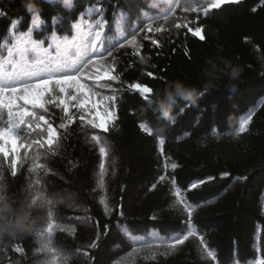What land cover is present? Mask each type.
<instances>
[{"label": "trees", "instance_id": "obj_1", "mask_svg": "<svg viewBox=\"0 0 264 264\" xmlns=\"http://www.w3.org/2000/svg\"><path fill=\"white\" fill-rule=\"evenodd\" d=\"M29 2L36 13L28 11ZM198 3L197 11H185L179 3L167 20L157 15L141 23L134 43L129 42L128 32L121 41L124 46L118 44L112 56L102 60L117 79L90 88L101 98H116V118L107 132L81 124L76 102L69 106L73 119L68 121L60 99H48L47 112L39 108L34 112L56 128L58 155L45 152L46 143L45 149L35 144L21 147L17 158L27 152L28 160L18 165L13 177L9 166L15 155L0 153V182L6 193L18 202L37 199L31 217L36 234L0 241V264H257L264 260V0H234L219 9L208 7L207 12L208 2ZM125 7V0H72L70 6L62 0H0L4 14L0 62L11 71L10 50L24 36L40 45L29 63L46 54L55 57L57 49L76 60L80 53H71L78 29L89 33L90 27L106 20L105 30L111 36ZM35 14L43 20L39 27L32 24ZM13 20L18 23L13 25ZM148 23L151 30L144 27ZM197 29L201 35L193 34ZM11 58L19 61L14 51ZM218 58L242 69L234 90L226 86L227 77L213 88L206 85L202 69L207 60ZM176 79L196 88L201 98L196 105L181 101L175 111L183 115L174 124L147 110L139 90L130 87L137 83L151 87L153 92L146 94L150 97ZM108 104L112 107L113 102ZM90 118L91 114L86 116ZM62 122L68 127L60 128ZM93 135L100 141H93ZM46 139V132H33L24 143ZM37 154L35 163L45 168L31 171ZM197 181L204 183L193 189L191 184ZM65 190L74 197H65ZM48 223L53 224L52 251H41L38 241L42 231L47 235ZM184 236L188 239L175 244L177 237ZM93 243L95 247L90 246Z\"/></svg>", "mask_w": 264, "mask_h": 264}, {"label": "snow or ice", "instance_id": "obj_2", "mask_svg": "<svg viewBox=\"0 0 264 264\" xmlns=\"http://www.w3.org/2000/svg\"><path fill=\"white\" fill-rule=\"evenodd\" d=\"M128 2L130 4L138 2L147 4L148 0H128ZM160 2L165 6V11L161 14L164 20H167L169 13H171L175 7L179 6L177 0H160ZM205 2H207V0H205ZM231 2H234V0H210V3H207V7L204 8V11L207 12L208 7L219 9L221 5ZM48 3H51V0H48ZM64 4L70 6L72 0H64ZM27 7L29 12L36 13V10L32 9L31 2L28 3ZM198 7L199 6L196 5L192 9L186 8L185 11H197ZM127 11L129 21L124 31L125 33L131 32L132 40L129 42L134 43L135 33L140 30L142 18L139 8H129ZM2 15L4 14L0 13V16ZM133 19L136 20L135 26H133L132 23ZM106 22V20H101L100 23L89 28L88 41H84L83 37H81L80 40L73 45L71 55L75 56L77 53H80L76 60L67 59L63 54H60V50L57 49V56L51 57L46 54L44 57L39 58L38 62L29 63V60L32 59L36 49H38L40 45L31 37L24 36L21 39L20 45H16L10 50L8 64L11 65V71L6 70L5 63L0 62V153H3L5 157H8L10 152L17 154L18 156V141H20V146L25 147L26 149L31 148L33 144L37 145L38 148L45 149L46 143L48 147L45 149V152L51 153L53 157L58 155L56 151L58 145L54 144V141L57 139L56 128L53 127L49 120L45 119L43 114H37L34 111H30L27 107V105L31 104L33 108L44 109V111L47 112L45 105L50 101H46L44 97L46 95L49 97L54 96L57 90L61 94L68 93L69 89L74 91L75 94L69 93V99L76 102L74 107L81 112V115L79 116L81 124L90 125L92 129H101L105 132L108 131V125L112 120H115L116 112L114 110L110 112L109 107L105 105L103 113L101 111H96L95 116L86 119V116L90 115L94 109H98L99 105L92 101L90 95L91 89L88 88L87 84L81 82L85 69L94 63L104 60L106 55L111 57L112 50L118 44L120 47H123L124 45L121 41L127 39V35H124L121 39L114 40L113 37L109 35L110 30H105ZM11 23L16 25L18 21L13 20ZM41 23H43V20L39 14H35L32 24L39 27ZM144 27L151 30L152 24L148 23L144 25ZM29 31H31V29H29ZM157 31H159V29H157ZM193 34L200 35V30L197 29ZM89 49H91L90 52ZM13 51L19 57V61H15L11 58V52ZM64 51L67 52V48H65ZM93 58H95V60ZM37 72H39V75H37ZM104 75L107 76L108 73L105 72ZM149 75H151V73H149ZM110 79L115 80L117 77H110ZM130 87L139 90L141 96L146 101L149 98L146 94L153 92L151 87H142L139 83L130 85ZM105 99L106 101L113 102L112 107L114 109L116 98L114 96H109ZM16 100H23L24 105H17ZM58 103L64 106L63 112L67 117V120L72 121L73 117L68 115V102L64 99H60ZM41 122H43V125L45 126L43 129H41ZM244 123L247 124V121ZM59 127L67 128L68 125L62 122ZM140 128L147 131L146 125L143 123L140 124ZM38 130L40 131L38 132ZM240 130H244L243 125ZM33 132H37L38 135L46 132V141L32 140L25 144L24 140ZM91 139L96 142L100 141L98 135H93ZM163 143L164 141H161V144ZM8 145L11 147L9 148ZM99 151L102 154L106 153V149L103 147H101ZM32 159L33 168L30 169L31 171L37 169L43 170L45 168L44 164L35 163V161L39 160V154ZM27 160V152H25L24 157L12 159L9 167L13 177L17 175L18 165H22L27 162ZM173 167H175V165H173ZM100 168L101 170L104 169L103 163H101ZM211 179V177L208 178V180ZM201 183L204 182H193L191 187L196 189ZM31 203L33 206L36 205L37 199H32ZM47 203L52 204V201L48 200ZM101 203H104V201L102 200ZM104 211L105 214H109L111 209L105 204ZM188 215L191 217L192 213L189 212ZM52 230L53 224L48 223L46 228L47 235H45L44 231L40 233L41 251H52L50 248ZM63 230L64 229H61V231ZM189 234H191V232ZM187 239L188 236H184L183 238L177 237L175 239V244H182ZM90 246L95 247L96 245L93 243ZM15 250L18 252L21 251L20 248ZM208 255L212 256L213 253L209 252ZM257 264H264V260H258Z\"/></svg>", "mask_w": 264, "mask_h": 264}, {"label": "clouds", "instance_id": "obj_3", "mask_svg": "<svg viewBox=\"0 0 264 264\" xmlns=\"http://www.w3.org/2000/svg\"><path fill=\"white\" fill-rule=\"evenodd\" d=\"M53 2V0H51ZM64 4V0H62ZM182 6L192 9L197 0H180ZM32 9L35 5L32 4ZM203 77L209 88L216 86L222 77H227L226 85L230 90L235 89V82L240 78L242 69L227 58L209 59L202 69ZM201 93L184 81L176 79L168 81L164 87L158 88L147 99V110L160 119L174 124L183 112H176V106L182 102L196 105ZM6 185L0 182V241L16 239L29 234H36L31 220L33 205L30 200L18 202L5 191ZM41 243V240L38 241Z\"/></svg>", "mask_w": 264, "mask_h": 264}, {"label": "rangeland", "instance_id": "obj_4", "mask_svg": "<svg viewBox=\"0 0 264 264\" xmlns=\"http://www.w3.org/2000/svg\"><path fill=\"white\" fill-rule=\"evenodd\" d=\"M199 1H203V0H199ZM177 2L179 4L180 0H177ZM207 2L210 3V0H207ZM199 4L200 3H198L197 5L199 6ZM125 5H126L125 9H123L119 12V14L115 20V24H114L116 35L119 38L126 35L124 29H125L126 25L128 24V21H129L128 11H127L129 8H139L140 9V15L142 18V23L148 22L149 20L155 18L157 15H160L162 17L161 14L165 11V6L163 4H161L160 0H148L147 4H144L142 2L130 4L128 2V0H125ZM132 23L136 24V20L133 19ZM201 34H202V31L200 30V35ZM80 36L82 37L83 35L81 34ZM83 40L86 41L87 39L84 38ZM108 69H109V66H107L103 61H99L97 63H94V64L90 65L87 69H85L84 76L81 78V82L87 84L88 88L91 89L90 85H92L96 82L101 83V82H103V80H105V79L107 80L108 78L113 77V72L109 77L104 75L105 72H107L109 75L110 71ZM37 75H39V72H37ZM141 86L143 87L145 85H141ZM69 93L75 94L74 91L71 89L68 90V93H64V94L59 93L57 90V92L54 96L49 97L48 95H46L44 97V99L46 101L48 99L53 100L56 98L64 99L66 102H68V105L70 106L71 104H74L75 101H71L69 99ZM93 93H94V95H93ZM90 95H91L92 101L99 105L98 109H94L92 111L91 117L95 116L96 111H101L103 113V109H104L105 105H107L109 107L110 112L113 111V108L108 104L109 101H106V99H105L106 96L101 98L97 92H95V91L93 92L92 90L90 92ZM16 104L17 105H24V101L23 100H16ZM27 107L30 111H32L31 108L33 106L31 104L27 105ZM97 122H98V119H97ZM8 147L10 148L11 146L8 145ZM20 148H21L20 141H18V153L20 151ZM9 155H13V153L10 152ZM14 155H15V157L17 156V154H14ZM63 195L67 198H72V197H74L75 194L72 191L68 192L65 190V191H63Z\"/></svg>", "mask_w": 264, "mask_h": 264}]
</instances>
